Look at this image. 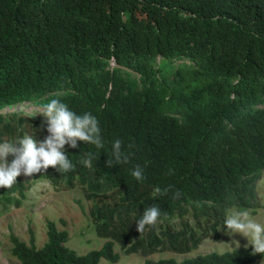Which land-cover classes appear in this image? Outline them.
Returning <instances> with one entry per match:
<instances>
[{
	"label": "trees",
	"instance_id": "trees-1",
	"mask_svg": "<svg viewBox=\"0 0 264 264\" xmlns=\"http://www.w3.org/2000/svg\"><path fill=\"white\" fill-rule=\"evenodd\" d=\"M52 98L96 116L104 148L65 145L73 171L18 176L0 196L20 206L36 182L80 188L106 242L80 255L47 220L42 248L31 228L28 242L10 235L18 264H118L116 245L125 255L189 254L226 234L217 230L226 209H261L264 0H0V138L42 124L25 108ZM116 138L129 162L107 167ZM84 152L94 154L89 167ZM134 166L142 181L130 176ZM151 204L163 215L138 233L134 221ZM250 252L145 264H258Z\"/></svg>",
	"mask_w": 264,
	"mask_h": 264
},
{
	"label": "clouds",
	"instance_id": "clouds-1",
	"mask_svg": "<svg viewBox=\"0 0 264 264\" xmlns=\"http://www.w3.org/2000/svg\"><path fill=\"white\" fill-rule=\"evenodd\" d=\"M44 120L42 127L46 135L42 140H37L34 134L23 132L11 138H0V188L9 189L16 184L18 176H32L42 173L48 168H54L59 173H68L74 170L75 165L65 152V145L70 149H77L78 142L93 146L97 151L104 148L99 122L92 113H77L60 99L52 98L40 105V114ZM131 148V145H128ZM130 153L122 148L119 138L111 142L107 167L123 165L129 162ZM80 163L89 167L94 154L84 152L80 155ZM129 174L136 181L144 178L143 169L134 166ZM168 189L156 187L154 195H164ZM181 193L176 190L173 197ZM163 215L156 204L144 207L143 212L135 219L138 233L145 230L146 226H153ZM223 228L227 235H240L247 240L245 248H251L250 255L261 256L264 264V223L259 221L248 209L232 207L226 209L219 222L217 230ZM232 243L238 248L239 243ZM231 248V247H230ZM233 249V248H232Z\"/></svg>",
	"mask_w": 264,
	"mask_h": 264
},
{
	"label": "rangeland",
	"instance_id": "rangeland-1",
	"mask_svg": "<svg viewBox=\"0 0 264 264\" xmlns=\"http://www.w3.org/2000/svg\"><path fill=\"white\" fill-rule=\"evenodd\" d=\"M25 112L40 114V111L34 107H26ZM25 131L30 134L33 132L37 140H42L47 134L42 124L29 127ZM258 199L261 209L254 215L264 223V178L258 188ZM16 200L15 195L0 196V264H18V260L10 253L11 234L28 242L31 228L37 248H42L46 242L47 220L55 222L59 229L68 231L70 240L67 246L80 255L97 250L106 242L96 235L94 224L88 214L90 203L85 199L80 188L60 191L54 189L48 182L40 181L26 193V198L20 206H16ZM233 240L239 243L238 248L247 244L246 238L238 234L233 236L222 234L220 239H215L213 236L205 239L197 251L189 254L159 251L148 257L141 254L125 255L118 245L115 246V251L121 254V261L118 264H145L146 260L162 259H175L180 262L199 255L238 249L232 243ZM102 264L110 263L102 261ZM258 264H261V261Z\"/></svg>",
	"mask_w": 264,
	"mask_h": 264
}]
</instances>
